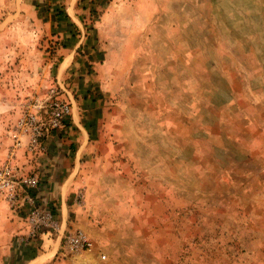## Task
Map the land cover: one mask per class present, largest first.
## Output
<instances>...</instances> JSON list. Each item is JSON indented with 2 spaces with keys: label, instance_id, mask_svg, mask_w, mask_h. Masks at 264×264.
Returning <instances> with one entry per match:
<instances>
[{
  "label": "rangeland",
  "instance_id": "rangeland-1",
  "mask_svg": "<svg viewBox=\"0 0 264 264\" xmlns=\"http://www.w3.org/2000/svg\"><path fill=\"white\" fill-rule=\"evenodd\" d=\"M50 88L72 190L39 195L18 161L45 142L15 149L60 229L24 240L0 195V264H264V0H0V164Z\"/></svg>",
  "mask_w": 264,
  "mask_h": 264
},
{
  "label": "built area",
  "instance_id": "built-area-1",
  "mask_svg": "<svg viewBox=\"0 0 264 264\" xmlns=\"http://www.w3.org/2000/svg\"><path fill=\"white\" fill-rule=\"evenodd\" d=\"M56 94V88H50L47 98L37 100L33 104L34 109L24 111L13 134V150L0 164V195L10 206L19 207L24 203L30 206L27 216L29 231L24 240L39 233L51 234L60 229L54 214L48 208L38 205L32 195L31 190L37 188L39 183L37 174L23 173L20 166L13 164L16 148L23 147L29 153L41 151L46 137L68 120L72 113L71 102L56 97ZM92 246V240L81 229L65 236V247L69 251L90 250ZM102 258H105L104 254Z\"/></svg>",
  "mask_w": 264,
  "mask_h": 264
},
{
  "label": "crops",
  "instance_id": "crops-1",
  "mask_svg": "<svg viewBox=\"0 0 264 264\" xmlns=\"http://www.w3.org/2000/svg\"><path fill=\"white\" fill-rule=\"evenodd\" d=\"M58 138L59 135L56 133L50 135L45 141V149L43 153H38V155L33 156L30 154L27 156L19 154V165H22L25 171L36 172L40 175L41 183L38 192L39 195L43 197L46 196L47 199L48 196L51 197L59 192L63 193L66 189H69V191L70 189L72 190L70 185L71 181L69 182L68 176H66L67 172H65V167L67 168V161L69 159L62 155V153H64L63 150H60V152L59 150L57 151L56 144L58 143L59 145L60 142ZM42 254L44 253L37 252L32 255L28 253L30 256H28L27 262L24 261L26 262L24 264H45L53 253L48 256L49 258L41 260Z\"/></svg>",
  "mask_w": 264,
  "mask_h": 264
}]
</instances>
